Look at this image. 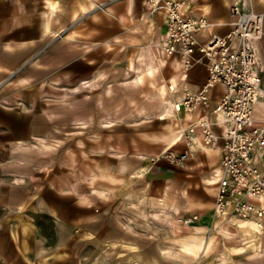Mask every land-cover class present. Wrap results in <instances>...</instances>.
I'll return each mask as SVG.
<instances>
[{
  "label": "crops",
  "instance_id": "crops-1",
  "mask_svg": "<svg viewBox=\"0 0 264 264\" xmlns=\"http://www.w3.org/2000/svg\"><path fill=\"white\" fill-rule=\"evenodd\" d=\"M48 1L0 0V72L11 74L4 81L0 75V90L5 89L0 97V264H264V253L263 258H162L163 240L157 237L149 245L141 220L133 222L148 208L162 215L166 207L204 229L215 214L209 181L215 178L217 187L223 140L211 147L199 129L182 153L187 158L176 159L175 143L152 138L164 132L150 129L149 118L165 120L160 117L165 109L155 105L149 111L141 74L133 84L140 88L139 108L131 107V91L122 98L116 94V71H132L129 63L116 67L117 44L129 38L147 43L153 28L162 38L165 11L151 14L140 0H52L57 10L50 14ZM234 1L189 0L187 12L211 17L210 31L224 35L235 19ZM99 2L109 10L97 9ZM245 7L262 14L264 27V0H248ZM198 37L204 41L209 32ZM139 48L135 54L142 53ZM258 48L264 80V35ZM170 58L175 69L166 85H176L167 92L170 101L202 88L207 65L185 70L180 56ZM26 64V72L14 78ZM56 71L63 89L59 100L38 91L48 87L47 76ZM13 79L16 89L8 90ZM132 81L124 79V86ZM68 86L76 90L66 91L64 98ZM221 92V86L211 91L206 108L175 111L179 129L214 119ZM26 100L38 106L30 108ZM254 115L264 121V98L256 102ZM73 120L77 129L69 131ZM213 127L222 134L221 125ZM75 133L76 142L69 145ZM236 226L264 232L255 222Z\"/></svg>",
  "mask_w": 264,
  "mask_h": 264
},
{
  "label": "built area",
  "instance_id": "built-area-1",
  "mask_svg": "<svg viewBox=\"0 0 264 264\" xmlns=\"http://www.w3.org/2000/svg\"><path fill=\"white\" fill-rule=\"evenodd\" d=\"M189 0H148L150 12L164 10L166 31L161 38L166 56H180L185 70L205 64L209 77L199 90L187 91L178 101V111L193 112L208 107L211 91L222 87L214 107L215 118H202L191 124L187 137L193 140L201 129L204 142L217 147L223 140V156L217 172L215 218L228 224L255 222L264 228V121L254 115L256 102L264 98L263 66L258 42L264 35L263 16L246 8L248 0H235V16L227 34L210 31L213 23L206 16H191ZM99 3L97 8L105 7ZM208 31L201 41L198 33ZM223 128L216 133L213 125ZM184 153L182 158H187ZM194 218H187L193 222Z\"/></svg>",
  "mask_w": 264,
  "mask_h": 264
},
{
  "label": "rangeland",
  "instance_id": "rangeland-1",
  "mask_svg": "<svg viewBox=\"0 0 264 264\" xmlns=\"http://www.w3.org/2000/svg\"><path fill=\"white\" fill-rule=\"evenodd\" d=\"M140 1H145L144 3L145 7L150 12L151 10L150 5L146 2L148 0H140ZM99 3H104V2H99ZM97 9L106 12V9L104 8H97ZM152 30L153 32H149V39L146 40L147 43H145V41L140 42L138 38H134V39L129 38V39H122V41H120L121 44H117L116 67L117 68H119L120 66L123 67V65L126 66L129 63L131 65L132 71L130 72L127 68L125 69V71H118V70L116 71V84H117L116 94H117V98L119 95L122 98L124 97L125 94L129 95L131 91L132 102H133V103L131 102L132 109L139 108V102H137V99L140 96V91H139L140 88L136 85H133V84H137L134 83V80L136 81L138 80L139 74H141L140 78L142 82H145L147 84V87H144V89L146 90L147 93L146 95L148 98L147 106L149 111L150 110L153 111L152 108H154L155 105H157V107L162 106L165 109L166 103L170 100L167 92L168 91L170 92L171 89L166 84L170 83L169 79L175 67H173L171 64V58L166 56L162 49L161 38L160 35H158V32H156V28H153ZM129 42H132L135 45L127 46V43ZM139 47H142V53L135 54V52H138V50L141 49ZM129 53H131V55L128 56ZM146 66H147V70H144L143 68H145ZM28 68H29V64H26L22 70L17 72V75H15L14 78H18L20 75L25 73ZM0 75L4 76V77L2 76L3 77L2 81H4L8 77H10L11 74H7V72H0ZM47 77L48 79H51L49 82H46V84L48 83L49 85L48 87H42L41 89H39L38 90L39 93H41V96H46L53 100L54 99L59 100L60 99L59 96L61 95V90L63 89H61V87L59 86L58 71L53 72ZM124 79L126 80L133 79L132 86L125 87ZM14 82H16L14 79L9 81L6 85L7 86L6 88H8V90L16 89V87L14 86ZM75 90H76L75 87L68 86L67 90L62 91L64 94V98H66L65 97L66 91L70 95V94H74ZM4 91L5 89L0 90V97L2 93H4ZM160 92L162 93L164 92L165 94L164 97H159ZM68 98L70 99L73 97L69 96ZM160 100L163 102H159ZM25 103L30 108L33 106L36 107L38 106L37 103L32 105L30 100H26ZM13 105L14 104L12 102L11 106ZM118 106L120 105L117 103V107ZM176 117L177 116H175L174 114V115H169V117L166 118L165 120L149 118L150 120L148 123L149 128L153 130H157L160 133L164 132L161 135H156L161 137L169 129L181 127L180 125L179 126L177 125L178 120ZM76 129H77L76 120H73V125L69 126V131H73ZM183 134L185 135V138L183 137L182 140L178 141L173 146L176 147V149H179L178 152L176 151V155L173 156L176 159L182 157L183 155L182 153L187 148L186 147L187 144L194 143L195 135L193 140L187 137V135L189 134L187 128L183 131ZM154 136L155 135H153L152 138ZM76 137H77L76 133L70 135L68 144L73 145L76 142ZM57 142H59V140ZM137 208L138 207H136V209ZM148 209L149 210H147V214H142V216L139 215L133 216V222L139 223L141 220L142 225L145 226V228L147 229V238L149 239V245L151 243H154L157 237L163 240L164 243H163L162 258H180L182 256L181 255L182 253L183 256L181 258H190V257L191 258H263L262 256L264 253V246H263L264 232L259 233L258 231H255L250 227L240 228L237 227L236 225H232V224L230 225L227 223V221L221 218H215V214L212 224L208 228L200 229L193 226V225H198V222L189 223L187 222L186 217H182V216L178 217V215H174L171 214L170 212H166V207L164 209V212H161L162 215H159L160 212L158 211L160 210H154L150 208ZM47 220H46V226L53 227V223ZM41 222L43 223V219L40 220L39 223ZM194 235H198L204 240H208L209 243L205 249H201L195 254L185 253L186 251L183 248L182 241L186 237H191ZM151 249L152 247L149 246V251ZM179 251L181 254L178 255ZM67 256L68 257L71 256L70 252H68ZM65 264H76V262L71 261V262H66Z\"/></svg>",
  "mask_w": 264,
  "mask_h": 264
},
{
  "label": "bare ground",
  "instance_id": "bare-ground-1",
  "mask_svg": "<svg viewBox=\"0 0 264 264\" xmlns=\"http://www.w3.org/2000/svg\"><path fill=\"white\" fill-rule=\"evenodd\" d=\"M229 2V1H228ZM135 4V3H134ZM255 5V4H254ZM104 9L106 10H109L108 7H103ZM212 8V7H211ZM57 10V4L56 2H53L52 0H49L48 1V11L50 14H53L54 11ZM224 17V16H223ZM211 18V17H210ZM209 18V19H210ZM214 18V17H213ZM230 18V17H229ZM222 19V17H221ZM224 19V18H223ZM219 20V18H218ZM214 21V19H213ZM112 29V28H111ZM47 30L50 32L52 31V28H51V25H50V15H49V19H48V22H47ZM113 30V29H112ZM64 33V32H63ZM33 88V87H32ZM169 88L174 90L176 88V85H175V82L174 83H171L169 85ZM30 95V94H29ZM34 95V93H33ZM32 96V95H31ZM28 97V96H26ZM30 97V96H29ZM8 100V99H7ZM178 101H168L166 103V107H165V111H164V114L161 115L160 117L161 118H167V116L169 115H172L176 109H177V106H178ZM20 104V103H19ZM22 106V105H21ZM25 106H23V109H24ZM26 126V125H25ZM29 131V130H28ZM183 137L185 138V135L183 134V130L182 129H179V128H171L169 129L163 136H154L153 139H155V141H162V142H166L168 144H172V143H177L178 141L182 140ZM195 141V139H194ZM42 158V157H41ZM25 180V178H23ZM91 179V178H90ZM93 179V178H92ZM210 184H213L212 186L209 187V191L212 195H216V192H217V187L216 185H214L216 183V179L215 178H212L210 179L209 181ZM72 188V187H71ZM77 194V193H76ZM70 206V205H69ZM64 209V208H63ZM28 224H25L24 225V228L25 229H28ZM197 228H200L201 227H197ZM259 228V227H258ZM129 234V233H128ZM209 241L208 240H204L203 238H201L200 236L198 235H194V236H191V237H186L183 241H182V245H183V248L185 249V253H189V254H195L197 253L199 250L201 249H205L208 245ZM182 249V248H181ZM184 252V251H183ZM181 254L180 251L178 253V255ZM177 255V256H178ZM183 256V253L181 254ZM181 256V257H182ZM187 256V255H186ZM190 256V255H189ZM193 256V255H192ZM179 257V256H178ZM180 257V258H181ZM48 258V257H47ZM191 258V257H190ZM60 262V261H59Z\"/></svg>",
  "mask_w": 264,
  "mask_h": 264
}]
</instances>
